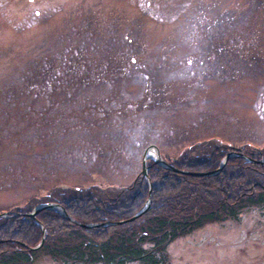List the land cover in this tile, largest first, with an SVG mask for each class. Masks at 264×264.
<instances>
[{"label":"rangeland","instance_id":"obj_1","mask_svg":"<svg viewBox=\"0 0 264 264\" xmlns=\"http://www.w3.org/2000/svg\"><path fill=\"white\" fill-rule=\"evenodd\" d=\"M0 1V106L3 109L19 107L15 114L19 115L21 107L40 100L34 94V87L58 82L54 76L60 72L59 88L51 93L42 91L43 100L87 97L95 92L92 85L102 90L104 83H112V79L119 77V82L124 80L123 87L140 83L149 91L145 113L150 114L147 119L158 117L159 121L157 125L139 128L130 138L109 134L107 137L113 142L104 146L96 140L99 136L88 132L85 136L91 148L97 150L90 164L66 159L69 153L58 157V152H45L31 157L37 163L23 159L21 164L18 159L17 167L2 166L0 213L27 208L31 200L38 199L55 183H71L73 188L84 192L99 188L104 195L109 191L116 193L132 169L140 173L138 161L149 145H155L158 153L169 158L207 138L236 146L245 142L264 145V123L245 114L252 105L253 94L249 89L264 82V0ZM154 8L164 10V14L167 10L170 15L177 11L179 18L165 28L156 27L149 18V11ZM134 60L143 62L141 72L132 69ZM138 74L143 76L140 81ZM84 80H90L91 85L82 84ZM207 84L212 92L221 87L226 92L222 96L208 95L193 104L191 92ZM4 117L7 116L0 119ZM1 140L0 136V146ZM10 170L11 176L4 180ZM148 171L149 168L146 177ZM185 171L173 172L188 176L202 172ZM150 198L151 194H147L141 207L124 221L140 218L143 214L131 219L144 205H151ZM39 203L42 202L35 205ZM63 211L69 218L59 215L67 222L85 230L99 228V223L80 222ZM6 215L19 216L16 211ZM236 215L237 219L208 223L168 242L164 263L264 264V208H248ZM34 216L37 219L36 213ZM120 222L103 221L100 226L106 229L120 226ZM38 226L42 242L39 240L30 247L19 243L24 249L36 251L43 244L45 227ZM58 231L64 233L55 229V233ZM71 233L77 234L75 230ZM30 264L60 262L40 253Z\"/></svg>","mask_w":264,"mask_h":264},{"label":"trees","instance_id":"obj_2","mask_svg":"<svg viewBox=\"0 0 264 264\" xmlns=\"http://www.w3.org/2000/svg\"><path fill=\"white\" fill-rule=\"evenodd\" d=\"M167 7L174 9L173 6ZM149 12L152 24L162 28L179 18L177 11L170 15L167 10L164 14V10L154 8ZM132 66L133 70L140 72L142 70L139 68L144 67L140 60H134ZM54 77L58 82L34 87V94L40 100L21 107L19 115H15L19 107L13 111L0 106V116H7L0 119L3 143L0 146V168L12 164L17 167L24 162L23 159L32 160L34 155L45 152H58V157L69 153L66 159H79L83 164H90L97 150L91 148L85 136L88 132L99 136L96 140H100V145L104 146L106 142H113L107 137L109 134H122L130 138L139 128L142 130L159 123L158 117L147 119L150 116L145 113L150 101L147 98L149 91L140 83L123 87L124 80L119 82V77H115L112 83L108 81L110 85L104 83L102 90L92 85L95 92L87 97L43 100L41 96L44 90L54 92L60 86V72ZM142 77L138 74L139 81ZM84 83L91 85L90 80H84ZM256 87L249 89L253 94L252 105L245 114L251 120L255 117V120L264 123V92L261 91L264 90V82ZM217 90L213 89L212 92L207 84L195 93L191 92L190 101L197 103L200 98L222 96L226 92L224 87ZM7 123L9 125H4ZM239 146L240 151L251 159H264V145L255 148L245 142ZM226 150V144L207 138L192 143L177 157H163L176 168L204 172L214 170ZM126 153L124 150V156ZM32 161L36 162L34 159ZM148 168L152 201L148 211L140 218L121 223L120 226H110L111 231L102 227L85 230L65 221L59 214L43 210L36 216L45 227V240L36 251H29L19 243L30 247L40 240L39 226L26 215L37 202H57L80 222L100 223L130 218L148 194L147 180L134 169L124 180V184L128 181L127 184L121 183L116 193L109 191L104 195L99 188L79 191L71 183L49 185L42 196L29 202L27 208H15L19 216L0 218V264H30L40 253L60 264H165V247L175 238L208 223L237 219L236 214L248 208H264V164L251 163L240 157L230 158L225 167L211 177L180 175L152 161L148 163ZM10 173L11 170L5 173L4 180L9 179ZM57 228L64 233H55ZM72 230L77 234H72ZM103 234L107 236L103 237Z\"/></svg>","mask_w":264,"mask_h":264},{"label":"water","instance_id":"obj_3","mask_svg":"<svg viewBox=\"0 0 264 264\" xmlns=\"http://www.w3.org/2000/svg\"><path fill=\"white\" fill-rule=\"evenodd\" d=\"M149 152H152V155H149ZM235 156H238V157H242L244 159H247L249 160V158L243 156L242 154L240 153H228L225 155L224 159L222 160V162L220 163L219 167L217 169H215L214 171H204V172H201V173H196V172H193V173H190V175L192 176H197V177H204V176H212L214 175L215 173H218L221 168L225 165L224 162L230 158V157H235ZM143 161H142V164H143V170H142V174L145 176L146 174V168H144V163L147 159L149 158H152L154 160V162L156 164H158L159 166H162V167H165L167 168L168 170H174V171H177V172H180V173H187L186 171H179V170H176L174 169L172 166H168L162 159L161 157L158 155V152H157V148L155 146H152V145H149V147L144 151L143 153ZM258 162H261L260 160H257ZM149 201V199H147ZM149 207V203H147L146 205H144L141 210H139L138 213H136L131 219L135 218V217H138V216H141L142 213H144L145 211H147V208ZM53 210L63 216H65L66 218H69L68 215H66L63 211V208L59 205V204H54V203H45V204H38L37 206H35V208L33 209V211L29 214V216L35 220V213H37L38 211L40 210ZM5 215V213L3 212V214H0V217H3ZM68 216V217H67ZM99 225V224H98ZM103 225V224H101ZM106 225H109L108 223H106ZM100 226V225H99ZM42 242V240H40ZM30 249H36V248H30Z\"/></svg>","mask_w":264,"mask_h":264},{"label":"flooded vegetation","instance_id":"obj_4","mask_svg":"<svg viewBox=\"0 0 264 264\" xmlns=\"http://www.w3.org/2000/svg\"><path fill=\"white\" fill-rule=\"evenodd\" d=\"M33 0H28V2H32ZM0 4H2V2L0 1ZM36 13V12H35ZM37 14V13H36ZM27 17H31L30 15H27Z\"/></svg>","mask_w":264,"mask_h":264}]
</instances>
